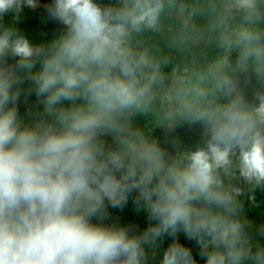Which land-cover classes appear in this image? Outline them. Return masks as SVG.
<instances>
[{
  "label": "clouds",
  "instance_id": "1",
  "mask_svg": "<svg viewBox=\"0 0 264 264\" xmlns=\"http://www.w3.org/2000/svg\"><path fill=\"white\" fill-rule=\"evenodd\" d=\"M259 196L264 0H0V264H264Z\"/></svg>",
  "mask_w": 264,
  "mask_h": 264
},
{
  "label": "trees",
  "instance_id": "2",
  "mask_svg": "<svg viewBox=\"0 0 264 264\" xmlns=\"http://www.w3.org/2000/svg\"><path fill=\"white\" fill-rule=\"evenodd\" d=\"M43 0H41V3ZM11 20V14L8 17ZM20 27L29 35L34 41L41 42L45 41L52 36L53 33L60 30V26L51 21L48 17L44 8L40 7L36 10L25 9L22 13V18ZM36 98L32 96L29 98L28 103L25 104L23 100L20 103V111L23 114L24 107L28 104H35ZM155 134L157 136H163L161 130H156ZM176 135H178L185 143H194L198 138V133L195 131H190L187 128L178 129ZM135 194L130 197L129 203L123 209H110L112 217L115 220L121 222H133L140 225L147 224V214L144 211H137L136 205L133 203ZM258 201H260L259 208L249 209V216L254 222H264V196H259ZM179 239L186 246H189L194 256L196 257L198 264H203V260L198 255V245L195 241L187 240L183 234L179 235ZM170 238L165 239V246L170 243Z\"/></svg>",
  "mask_w": 264,
  "mask_h": 264
},
{
  "label": "rangeland",
  "instance_id": "3",
  "mask_svg": "<svg viewBox=\"0 0 264 264\" xmlns=\"http://www.w3.org/2000/svg\"><path fill=\"white\" fill-rule=\"evenodd\" d=\"M29 106H32V107L35 109V104L31 103V104H28V105H26V106L24 107V112H23V113H25L27 107H29Z\"/></svg>",
  "mask_w": 264,
  "mask_h": 264
}]
</instances>
